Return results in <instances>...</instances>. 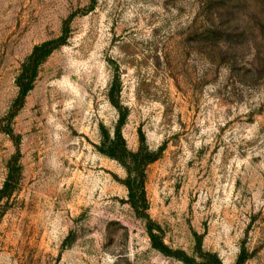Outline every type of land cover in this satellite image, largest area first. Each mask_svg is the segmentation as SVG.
Listing matches in <instances>:
<instances>
[{"label":"rangeland","instance_id":"1","mask_svg":"<svg viewBox=\"0 0 264 264\" xmlns=\"http://www.w3.org/2000/svg\"><path fill=\"white\" fill-rule=\"evenodd\" d=\"M10 169L0 264H264V0H0Z\"/></svg>","mask_w":264,"mask_h":264},{"label":"trees","instance_id":"2","mask_svg":"<svg viewBox=\"0 0 264 264\" xmlns=\"http://www.w3.org/2000/svg\"><path fill=\"white\" fill-rule=\"evenodd\" d=\"M67 39V29L64 27V30L62 31V34L60 37L57 39H53L50 41L43 42L39 45H37L32 54L26 59L22 66V72L19 75L17 79V86L19 88V96L16 99L17 102H22L27 95V93L32 89L33 81L34 78L36 77L37 74V69L40 65V63L57 47L63 44ZM115 138L113 142V148L107 153L109 156L117 158L119 160H123L125 153L118 154L117 151H121V147L123 146V151H126V146H125V140L121 134V131L119 128L116 129L115 131ZM119 145V146H118ZM127 152V151H126ZM16 179V172L14 169H10L8 178L4 182L3 187L0 189V201L4 197H8L11 192H12V183ZM145 180L144 178L141 177V174L134 175L133 172L128 169V176L125 181L126 187L129 192V202L130 204L134 207V209H139V205L137 203V198L140 196L142 197L141 200L145 201L146 203V188H145ZM150 229V238L152 240V243L154 247L158 248L162 252H166L167 250L166 245L161 242H157L158 236L152 232L151 228ZM210 258L215 261L217 264H221V261L218 259L216 254L209 253ZM203 264H211L210 261H206ZM237 264H241L240 260L238 261Z\"/></svg>","mask_w":264,"mask_h":264}]
</instances>
